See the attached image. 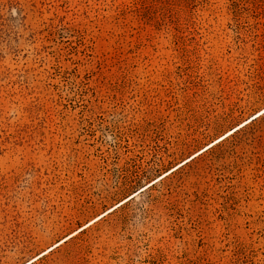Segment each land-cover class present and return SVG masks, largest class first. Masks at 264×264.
<instances>
[{
    "label": "rangeland",
    "instance_id": "obj_1",
    "mask_svg": "<svg viewBox=\"0 0 264 264\" xmlns=\"http://www.w3.org/2000/svg\"><path fill=\"white\" fill-rule=\"evenodd\" d=\"M263 107L264 0H0V264ZM153 183L29 264H264V113Z\"/></svg>",
    "mask_w": 264,
    "mask_h": 264
},
{
    "label": "bare ground",
    "instance_id": "obj_2",
    "mask_svg": "<svg viewBox=\"0 0 264 264\" xmlns=\"http://www.w3.org/2000/svg\"><path fill=\"white\" fill-rule=\"evenodd\" d=\"M262 113H264V107L262 109H260L259 111H257L256 113H254L252 116H250L249 118H247L245 121H242L240 124H238L236 127H234L233 129L229 130L228 132H226L225 134L221 135L220 137H218L217 139H215L214 141L208 143L206 146H204L201 150L197 151L196 153L192 154L190 157L186 158L185 160H183L182 162L178 163L177 165L173 166L170 170L164 172L163 174H161L160 176H158L157 178H155L154 180H152L151 182H149L148 184L142 186L141 188H139L138 190L134 191L133 193H131L129 196H127L126 198H124L123 200H121L120 202L116 203L114 206L110 207L109 209H107L105 212L101 213L100 215L96 216L95 218H93L92 220H90L89 222H87L86 224H84L83 226H81L80 228H78V230L68 234L67 236L63 237L61 240L57 241L55 244H53L52 246L48 247L46 250H44L43 252H41L40 254L36 255L35 257H33L32 259L28 260L27 262L23 263V264H29L32 261H34L35 259H37L38 257H40L41 255L45 254L46 252H48L49 250L53 249L54 247H56L57 245L61 244L63 241H65L66 239H68L70 236L74 235L77 231L85 228L86 226L90 225L91 223H93L94 221L98 220L99 218H101L102 216L106 215L108 212L112 211L113 209H115L117 206H119L120 204H122L123 202L129 200L132 197H135L136 194H138L140 191H142L143 189H145L147 186H149L150 184H152L153 182H155L156 180H158L159 178H162L164 175L166 176L168 172H170L171 170L176 169L178 166H180L181 164H184V162L190 160V158H193L194 156H196L197 154H199L201 151H203L204 149L214 145V143H216L217 141H220L221 138H223L224 135L229 134L232 132V130H237L238 127L246 124L250 119H253L259 115H261ZM228 136V135H227ZM226 137V136H225Z\"/></svg>",
    "mask_w": 264,
    "mask_h": 264
},
{
    "label": "trees",
    "instance_id": "obj_3",
    "mask_svg": "<svg viewBox=\"0 0 264 264\" xmlns=\"http://www.w3.org/2000/svg\"><path fill=\"white\" fill-rule=\"evenodd\" d=\"M152 184H154V183H152ZM152 184H151V185H152ZM130 199H131V198H130ZM127 201H128V200H127ZM125 202H126V201H125ZM122 204H124V202H123ZM122 204H120L119 206H121ZM119 206H117V207H119ZM117 207H116V208H117ZM81 230H83V229H81ZM54 248H55V247H54ZM51 250H52V249H51Z\"/></svg>",
    "mask_w": 264,
    "mask_h": 264
}]
</instances>
